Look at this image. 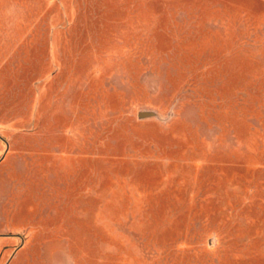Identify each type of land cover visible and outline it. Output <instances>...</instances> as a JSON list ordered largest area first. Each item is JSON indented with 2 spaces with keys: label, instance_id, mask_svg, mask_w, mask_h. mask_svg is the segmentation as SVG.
I'll use <instances>...</instances> for the list:
<instances>
[{
  "label": "rangeland",
  "instance_id": "obj_1",
  "mask_svg": "<svg viewBox=\"0 0 264 264\" xmlns=\"http://www.w3.org/2000/svg\"><path fill=\"white\" fill-rule=\"evenodd\" d=\"M0 264H264V0H0Z\"/></svg>",
  "mask_w": 264,
  "mask_h": 264
},
{
  "label": "water",
  "instance_id": "obj_2",
  "mask_svg": "<svg viewBox=\"0 0 264 264\" xmlns=\"http://www.w3.org/2000/svg\"><path fill=\"white\" fill-rule=\"evenodd\" d=\"M152 115V112H139L138 116L140 118L142 117H147V116H151Z\"/></svg>",
  "mask_w": 264,
  "mask_h": 264
}]
</instances>
